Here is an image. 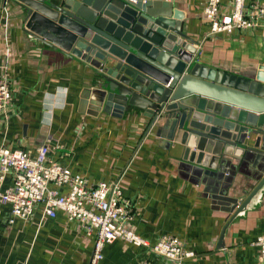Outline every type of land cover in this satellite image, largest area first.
<instances>
[{
  "label": "crops",
  "instance_id": "0c3cea01",
  "mask_svg": "<svg viewBox=\"0 0 264 264\" xmlns=\"http://www.w3.org/2000/svg\"><path fill=\"white\" fill-rule=\"evenodd\" d=\"M207 0H172L183 13L181 28L198 41L199 60L225 70L264 62V26L208 34ZM16 0H0V76L11 87L6 115L0 113V144L48 156L88 181L119 178L132 211L126 226L149 243L169 234L194 254L181 264H262L252 243L264 233V190L236 216L218 246L229 216V199L244 197L262 168L235 159L218 179H196L180 168L178 148L157 144L153 132L138 144L147 118L125 110L114 116L89 92L93 68L82 59L37 43L26 34ZM228 7L229 0H222ZM11 182L9 176L4 185ZM53 187V185H50ZM66 192L67 187H59ZM9 203L0 199V264H90L94 234L61 209L53 217L43 204L27 218L8 221ZM165 264L144 245L121 238L104 244L96 264Z\"/></svg>",
  "mask_w": 264,
  "mask_h": 264
},
{
  "label": "water",
  "instance_id": "95a60500",
  "mask_svg": "<svg viewBox=\"0 0 264 264\" xmlns=\"http://www.w3.org/2000/svg\"><path fill=\"white\" fill-rule=\"evenodd\" d=\"M34 41L92 68L89 92L104 111H141L160 147L178 148L180 168L216 180L234 159L262 168L244 197H231L226 229L264 190V62L225 70L199 60L172 0H16ZM206 180V179H203Z\"/></svg>",
  "mask_w": 264,
  "mask_h": 264
},
{
  "label": "built area",
  "instance_id": "2783aa9c",
  "mask_svg": "<svg viewBox=\"0 0 264 264\" xmlns=\"http://www.w3.org/2000/svg\"><path fill=\"white\" fill-rule=\"evenodd\" d=\"M203 19L208 24V34L264 26V0H229L228 7H223L222 0H207ZM10 99V84L0 76L1 114L6 115ZM7 176L11 182L4 185ZM62 186L67 187L64 193L59 190ZM0 199L10 205V222L14 218L29 217L38 203L43 204L48 216L53 217L56 209H61L69 219H77L88 234H94L90 264H96L102 257L105 243L117 238L150 248L166 259L165 264H181L194 254L176 236L165 234L151 244L129 229L125 224L132 211L123 197L119 178L109 182L88 181L49 158L48 147L43 143L36 147L34 154L0 144ZM252 243L258 247L264 264V233L257 235Z\"/></svg>",
  "mask_w": 264,
  "mask_h": 264
}]
</instances>
